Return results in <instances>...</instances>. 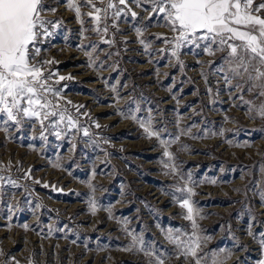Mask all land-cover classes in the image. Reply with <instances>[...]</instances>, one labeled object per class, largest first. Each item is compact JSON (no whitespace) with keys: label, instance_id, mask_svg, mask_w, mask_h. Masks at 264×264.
I'll use <instances>...</instances> for the list:
<instances>
[{"label":"rangeland","instance_id":"obj_1","mask_svg":"<svg viewBox=\"0 0 264 264\" xmlns=\"http://www.w3.org/2000/svg\"><path fill=\"white\" fill-rule=\"evenodd\" d=\"M44 3L55 11L42 13L52 34L37 44V59L53 61L46 70L56 73L51 82L79 131L62 125L58 137L35 118L17 125L0 114L7 129L0 130V264H156L140 245L132 247L129 232L164 264H195L167 238L193 233L173 199L189 174L196 234L207 237L199 255L216 253L222 264L264 259V118L245 103L259 99L216 72L224 53L183 47L181 65L171 45L157 39L175 34L160 17L148 18L147 4L130 0L138 16H122L119 31L110 19L109 32L97 34L66 0ZM149 115L160 138L174 141L167 147L172 160L140 126Z\"/></svg>","mask_w":264,"mask_h":264},{"label":"snow or ice","instance_id":"obj_2","mask_svg":"<svg viewBox=\"0 0 264 264\" xmlns=\"http://www.w3.org/2000/svg\"><path fill=\"white\" fill-rule=\"evenodd\" d=\"M66 2L81 24L84 23L82 16L90 18L93 23L92 30L97 34L109 32L110 19L111 26L119 31L117 21L122 16L129 13L133 19L138 16V13L129 6L130 0L115 2L66 0ZM131 2L137 7L150 5V10L145 9L149 12L148 18L160 17L175 34L171 40L162 36H157V39H163L165 43L171 45V56L176 57L181 65L179 52L183 47L202 48L209 56H215L217 52L224 53L221 57L222 63L216 68V72L221 74L227 86L240 89L241 93L250 92L259 99L258 104L255 100L245 103L249 105L250 113L264 118V15H261L264 13V0L258 4L256 0H131ZM82 7H88L90 10L82 14ZM45 11L55 9L48 8L44 0H0V114L6 118L5 122L17 125L24 118H35L42 130L51 127L59 137L62 125L68 131H79V122L60 103L63 99L61 90L54 87L51 82L56 73L47 71L45 66L53 61L37 59L41 51L37 44L52 34L47 28L52 22L42 15ZM136 34L140 37L143 32L137 28ZM103 42L114 43L113 40ZM140 43L145 44V41L141 39ZM145 47L147 48V45ZM86 55L91 56V53ZM64 79V76H60L56 83ZM233 81L236 83L233 84ZM240 98L243 99V95ZM67 103L71 104V101ZM132 119L138 118L133 115ZM45 121L49 122L47 126ZM139 122L149 137L155 136L159 139L165 148L163 155L172 160V153L167 147L174 141L160 138V131L152 127L151 115ZM0 130L7 131L6 128ZM41 135L43 136V131ZM83 135H89L87 128L83 129ZM164 166L170 167L173 173L177 171L174 165L165 163ZM2 179L3 177H0V180ZM185 179V186L176 188L180 195H174L173 199L179 203L180 208L186 210L184 219L191 222L193 233L190 236L184 234L187 238L181 239L179 234L173 235L169 232L167 238L177 246L180 256L185 259L193 257L195 264H202V261L203 264H222L216 253L211 257L199 255L202 241L207 240V237L202 238L196 234L198 228L196 217L199 216V210L191 201V196L194 195L193 188L187 186L188 182H192L191 175L189 174L187 178L181 177V180ZM261 195L264 197V193ZM96 210L93 203L92 213L95 214ZM25 227L27 228V225ZM128 234L132 236V247L140 245L139 250L144 251L145 255L155 256L156 264H164L162 258L143 247L142 239L131 232ZM261 246L264 247V240L261 241ZM258 264H264V259Z\"/></svg>","mask_w":264,"mask_h":264}]
</instances>
